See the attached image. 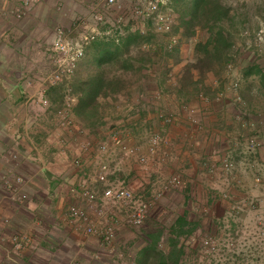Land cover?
Masks as SVG:
<instances>
[{"label": "crops", "instance_id": "1", "mask_svg": "<svg viewBox=\"0 0 264 264\" xmlns=\"http://www.w3.org/2000/svg\"><path fill=\"white\" fill-rule=\"evenodd\" d=\"M22 1L0 0V264H186L187 258L195 264L200 236L212 232L213 226L218 231L211 236L217 240L239 233L244 221L233 208L248 204L242 199L244 192L252 190L254 207L264 204V186H249L248 178L252 175L264 181V143L250 141L264 139L262 75L242 69L240 86L234 92L227 93L229 85L225 88V84L212 98L205 97L204 103L190 101L189 108L201 113L200 126L189 123V137L183 132L184 119L173 117L176 134L168 142L170 153L165 158L173 165L174 176L181 177L177 189L166 190L168 180L160 167L137 170L139 166L132 161L138 155L147 158L149 147L141 136L146 127L159 133L170 128L164 127V119L155 117L154 111L167 110L169 103L163 101L169 95L175 101L173 94L152 90L156 100L162 98L160 103L154 101L159 105L146 97V107L126 118L125 134L135 152L125 160L133 167L109 172L108 182L132 187L141 198L164 192L143 223L132 226L125 207L107 211L100 202L91 210L87 207L82 187L97 197L105 187L95 178V155L81 148L96 138L93 134L82 140L66 136L58 113L61 108L48 98L46 81L51 79L50 48L55 33L82 16L89 18L88 4L84 0H32L23 8ZM251 80L261 88L250 87ZM177 105L175 101L179 110ZM76 153L79 169L72 164ZM226 160L234 162L235 181L228 182L223 169ZM22 194L27 195L26 201ZM76 203L92 214L104 210L103 216L96 217L94 233L73 228L77 222L71 221L69 208ZM261 223L256 220L257 228ZM107 226L114 229L110 238H106ZM243 254L237 255L235 263L246 264ZM257 261L254 255L252 263Z\"/></svg>", "mask_w": 264, "mask_h": 264}, {"label": "trees", "instance_id": "2", "mask_svg": "<svg viewBox=\"0 0 264 264\" xmlns=\"http://www.w3.org/2000/svg\"><path fill=\"white\" fill-rule=\"evenodd\" d=\"M170 6L172 12L173 8L176 11L178 22L169 33H158L162 35L159 52L131 54L129 47L144 36L138 32H129L118 42L96 40L87 47L81 62H76L78 66L70 81L77 90L70 110L74 119L89 126L92 132L104 125L113 127L117 120L141 109L142 97L156 98L149 96L150 86H155L159 94H173L178 105L193 98H212L226 84L227 66L238 63L240 54L235 41L242 36V29L247 25L256 27L260 20L264 22V0H170ZM195 29L200 32L197 42L193 52L183 59V37ZM170 36L176 42L172 43ZM82 65L85 68H80ZM261 68L254 64L245 68V73L255 71L262 75L264 86ZM128 72L133 77H127ZM209 77L218 79L219 85H208ZM56 88L57 85L52 86V90ZM157 98L158 102L162 99ZM53 99L57 100V96ZM159 116L167 123V115Z\"/></svg>", "mask_w": 264, "mask_h": 264}, {"label": "rangeland", "instance_id": "3", "mask_svg": "<svg viewBox=\"0 0 264 264\" xmlns=\"http://www.w3.org/2000/svg\"><path fill=\"white\" fill-rule=\"evenodd\" d=\"M120 4L122 5L123 9L126 11L129 8L130 5V0H121ZM173 14H174V19H175V23L174 25H176L178 22L177 20V15H176V11L173 8ZM260 22L263 21H258V25ZM264 23V22H263ZM258 25L256 27L254 26H249L247 25L246 27H244L242 29V36L239 35L238 39L235 41V48L239 51L240 57L238 60V63L233 65V64H229L227 66V69L225 70V74L224 76H226L227 81L226 83V87H228L229 85V89H227V93L234 92L235 90H237L240 86V79H239V75L241 73L242 69L245 68H249L251 65L257 64L259 66H261L262 68H264V52H258L255 50V46L253 44V33L256 30V28L258 27ZM247 30V34L244 35V31ZM200 32L198 30H194L190 36H186L184 35L183 37V41H182V45H181V49H180V53H181V57L183 59L187 58V56L189 54H191L193 52V49L195 47V44L197 42V38L199 36ZM161 36L158 33H154L151 32L150 30L148 31L147 35H144L141 37V39L139 40V42L137 44L131 45L129 47V52L131 54H137V53H141V52H146V51H150V50H154L156 52H159L161 49V44H162V40H161ZM82 58L79 59L78 63L81 62ZM78 63L75 64L74 68H77ZM73 68V69H74ZM80 68H85L84 65H82ZM71 70L69 73H64L61 75V77L59 79L54 80L53 79V74L55 73V67L51 61V68H50V75H51V79L46 81V85L48 86V98L50 99V101L52 103H54L56 106L60 107L61 109L67 107L68 108V112H66L68 115V117H70L69 119L66 117H63V123L65 125L64 130H67L66 132V136H73V137H87L89 134H93L94 138H96L95 143H92L91 141L85 142L84 144H81V148L84 149V151L86 150V152L89 154L93 153V156L95 155V161L97 164V167L99 166V164L101 162H106L109 166V170L110 173L113 170H118V171H123V169H128V168H132L133 165L131 162L126 161L125 159H129L131 156V154L129 153H125L124 151L120 150L119 148H117L116 146H113L111 144V136L113 134H117L118 136L121 137V139L124 141V143L128 146V147H132L129 142L127 141V135L126 130H125V123H126V119H119L115 122V126L113 127H108L107 125H104L103 127H97V129L92 132L90 130V127L85 125L82 122H78L76 119H74V117L72 116V113L70 110H72V106L74 104V96L77 93V90H75V87L71 85L70 81L71 78L73 76L74 70ZM73 71V72H72ZM255 71H250V73L247 74H252ZM257 73V72H256ZM127 77H133V75L128 72L125 74ZM207 84L210 86H218L219 85V80L215 79V78H207L206 79ZM233 83H237L236 86L233 85ZM57 85V88L55 90H52V86ZM250 87H257L258 83L257 81H253L251 80L249 82ZM231 86V87H230ZM248 87V86H247ZM259 88H261L260 86H258ZM148 90L150 91V95L152 96V90H156L155 86H150L148 87ZM57 96V100L53 99V96ZM52 97V98H51ZM148 98V100L153 101V105L157 106L159 105L158 103L154 102L156 100V98H150L148 96H144L142 97L141 102L139 103V99L138 98H134V100L136 102H138L141 105V108H143V105L146 107V105L149 103L147 102V100H144V98ZM220 97V96H219ZM194 104L198 103H204V97H198V98H193L191 100ZM43 102L45 103V99L43 100ZM161 102V101H160ZM159 102V103H160ZM168 102V108H167V113L166 111H162L161 109L163 107H159L154 111L155 117H157L158 119L161 120L160 118V114H164L167 115V117H170V121L165 123L164 122V127L166 125H170V128L167 129L165 128L163 131H160L159 133V129H149V128H145L144 131L141 133L142 136V141H144L145 143H147V146H153V151H150L149 148L147 149L146 155V161H139V155L137 156V160H132L137 166H139V168H137V170H141V168L143 170L151 168L152 166L155 167H160V170L164 173L165 180H168L172 178V176H174V173L172 170L173 165L172 164H168L170 162V160H167L166 157V153H170V150L168 149L169 145L168 142L171 141V139L174 138V135L176 134L175 131H173L175 129V127H172L171 123L173 120V117L176 116L178 117V119H180V121L182 122L181 118L184 119V124L187 125L186 129H184V135L186 137L190 136V128L188 127L190 124H197V122L199 121V114L201 112H197L195 111V109H190L189 107V101L187 104H182L181 105H177L178 109L174 106L175 105V101L172 100V97L167 96L166 100L163 101ZM191 102V103H192ZM43 103V104H44ZM143 103H147V104H143ZM170 107V108H169ZM59 108V109H60ZM67 119V120H66ZM65 121V122H64ZM66 121H69L68 123ZM175 122V121H174ZM159 124V123H158ZM175 124V123H174ZM200 126V123L197 124V126ZM64 127V126H63ZM198 129V128H197ZM195 129V130H197ZM200 129V128H199ZM190 132V133H189ZM170 138V139H169ZM84 142V141H82ZM161 142H163L164 144L161 146ZM106 143L107 145V149L105 151H98V146L101 144ZM168 144V145H167ZM75 145V144H74ZM93 147V148H91ZM134 148V147H133ZM77 149V147H76ZM77 155V153H76ZM90 155V154H89ZM75 156V155H74ZM158 157V158H157ZM74 158H80L79 154L77 156H75ZM73 158V159H74ZM137 161V162H136ZM139 161V162H138ZM126 162H129L128 164ZM226 162H230L232 164L231 168H229V170H225L227 172V178H228V182H231L235 179V175L233 176L234 173V162L232 161H227ZM262 162V161H261ZM140 163V164H139ZM225 163V162H224ZM72 164L74 165V167L76 169H79L81 167V161H79V165L76 163H74V160H72ZM145 167V168H144ZM223 167V166H222ZM225 167V166H224ZM225 169V168H223ZM171 172V173H170ZM171 175H170V174ZM174 173V174H173ZM139 177V176H138ZM179 177V176H178ZM252 175H249L248 178L251 181L249 183V186H252L253 183H255V187L257 186V184H261V186H264V181H262L260 179V181H256V177L255 179L252 178ZM119 178H123V176H120ZM181 179V177H179ZM138 180H136L137 182ZM167 181V183H168ZM235 181V180H234ZM227 183V181H225ZM177 189L178 187H170L169 189L166 188V190H170V189ZM79 193V192H78ZM81 193V192H80ZM169 193L168 196L170 197V193L171 191L167 192ZM161 191L155 192V193H151V197H153L154 195H159V198L156 200V202L153 204V206L162 198L161 195ZM164 194V192H163ZM162 194V195H163ZM23 195H25V197H23ZM231 195V194H230ZM233 195V193H232ZM21 197L26 201L27 200V195L26 194H22ZM247 197V198H245ZM253 192L251 189H249L247 192H244V195L242 197V199L246 202H248L247 205L244 206V204L241 203V205H239V207L237 208H233V210L237 211L238 214L242 215V222L243 223V228L241 229V233H234L236 231H232V235H228L226 236V238H230L232 237L235 241V246L236 249H234V251H241L240 253H242V251H244L243 254V258L245 259L244 262H246L247 264H249L247 261H250L251 264L252 260H253V256L249 255L250 253H254V250L249 249L250 246L252 245V243L254 242L253 240L255 239L257 233L260 230H264V204L263 206H260L258 208L253 206ZM76 206H79L81 208H84L83 206H81V204L76 203L74 204ZM89 210L93 209L91 208V206L88 203ZM111 209L110 207H108L106 205V210L108 211L109 209ZM261 208V209H260ZM92 213V212H90ZM256 220L262 222L260 224V228H257L256 225ZM77 222V221H76ZM73 228H75V230L77 231H81L82 233H84V227L85 224H81L79 222L73 224L72 223ZM214 228V230L212 232L208 231V234H202V236H200V240L197 243V249L199 250L198 253V257L195 259L196 263L195 264H209V262H216L218 264H237L235 263V261L237 260V255L236 252H232V250L229 249H225V250H220L218 249L216 253H212L213 256H211L207 251L206 248L204 247L203 241L207 236H211V234L215 235L217 234L218 228L216 227H212ZM210 229V228H209ZM90 235V234H89ZM241 235H244V239H242L243 237H241ZM219 236V235H218ZM223 239H219L218 241L219 243H221ZM250 245V246H248ZM193 246V244H192ZM221 246V245H220ZM248 250H250L248 252ZM207 255V256H206ZM209 255L211 257H209ZM255 255H258V261L255 262L254 264H264V251L260 252L258 251V254L256 253ZM208 257V259H207ZM212 259V261H210L209 259ZM227 259V260H226ZM186 264H191L190 260H188V258L186 259Z\"/></svg>", "mask_w": 264, "mask_h": 264}, {"label": "built area", "instance_id": "4", "mask_svg": "<svg viewBox=\"0 0 264 264\" xmlns=\"http://www.w3.org/2000/svg\"><path fill=\"white\" fill-rule=\"evenodd\" d=\"M33 1L23 0V8L28 7ZM88 4L90 9L89 18L82 16L78 19V22L70 27L59 28L53 38L51 44V60L55 67L53 79H59L62 74L69 73L75 66L76 62L83 56L87 47H89L94 41L104 39L113 40L118 42L121 38L125 37L129 32H138L141 35H145L150 30L154 33H169L174 26L175 19L171 10L170 0H130L128 10H124L120 1L118 0H84ZM25 11L20 12L23 14ZM247 34V30L244 31V35ZM172 43L176 42L174 36H170ZM253 44L255 50L258 52H264V23L260 22L258 27L253 33ZM234 86L237 83H233ZM239 99L238 96H236ZM68 112V108L61 109L58 113L65 117ZM166 121H170V117L166 118ZM67 122V121H66ZM251 143L255 145H261L263 140H257L256 138L250 139ZM111 144L116 146L125 153L132 154L135 152L133 147H128L120 136L113 134L111 136ZM93 148V147H91ZM107 149L106 143L98 146V151H105ZM150 151H153V146L149 147ZM74 163L79 165L80 159L74 158ZM139 161H146V157L139 156ZM225 170H229L232 164L230 162L224 163ZM109 166L106 162H101L98 166L96 174V180L104 183L102 195L97 197L94 191L88 187H82L81 195L86 199L91 208L94 205L100 204L108 205L111 209H127L128 221L132 226H140L146 216L148 215L151 207L159 198V195H154L149 198H141L135 195V190L132 187L126 185H118L109 183L107 175L109 174ZM256 181L260 178L256 177ZM181 180L178 176H172L169 179L166 188L179 187ZM25 197V195H23ZM104 214V210L99 209L96 213H88L84 208L76 205H72L69 208V216L71 221H77L81 224H85L84 233L92 234L95 232L96 217H101ZM106 238L112 237L114 229L112 226H107L105 229ZM259 234V235H258ZM249 249L254 250V253L249 255L258 254L264 251V230L257 233V236L253 240ZM223 242V243H222ZM219 243L217 239L212 236H207L204 241V247L208 253H215L222 245L223 249L232 250L236 254L241 251H234L236 249L235 241L232 237L225 238L224 241ZM237 250V249H236ZM250 250H248L249 252ZM253 258V257H252ZM246 263V262H245ZM134 264V263H133ZM209 264H218L216 262H209ZM247 264V263H246Z\"/></svg>", "mask_w": 264, "mask_h": 264}]
</instances>
